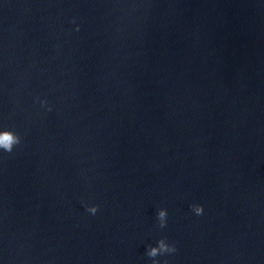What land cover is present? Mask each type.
Wrapping results in <instances>:
<instances>
[{"label": "water", "instance_id": "1", "mask_svg": "<svg viewBox=\"0 0 264 264\" xmlns=\"http://www.w3.org/2000/svg\"><path fill=\"white\" fill-rule=\"evenodd\" d=\"M0 126V264H264V0H0Z\"/></svg>", "mask_w": 264, "mask_h": 264}, {"label": "clouds", "instance_id": "2", "mask_svg": "<svg viewBox=\"0 0 264 264\" xmlns=\"http://www.w3.org/2000/svg\"><path fill=\"white\" fill-rule=\"evenodd\" d=\"M73 26L75 30H79L80 25L75 23L73 18ZM34 102H38L40 107L46 111H51L52 105L44 98L40 96L33 97ZM21 142V136L12 128L6 126H0V155L4 153H10L13 151L16 145ZM84 203L83 201H81ZM191 212L195 216H200L203 214L204 208L200 203H190L188 205ZM85 211L90 215H95L98 211V205L95 203H84ZM168 212L164 207H159L156 209L155 217L156 222L159 227L163 228L167 223ZM176 251L175 244L169 242L166 237H159L155 240V243H149L145 246V255L149 258L150 264H166V261H160L157 257H164L166 254H171Z\"/></svg>", "mask_w": 264, "mask_h": 264}]
</instances>
